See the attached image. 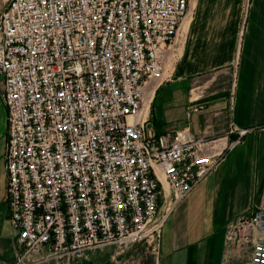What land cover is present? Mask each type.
Instances as JSON below:
<instances>
[{"label": "built area", "instance_id": "built-area-1", "mask_svg": "<svg viewBox=\"0 0 264 264\" xmlns=\"http://www.w3.org/2000/svg\"><path fill=\"white\" fill-rule=\"evenodd\" d=\"M192 2L11 0L0 13L16 264L117 245L159 254L170 215L215 165L207 146L237 143L153 128V101L172 76ZM235 228L264 232V210ZM250 264H264L263 243Z\"/></svg>", "mask_w": 264, "mask_h": 264}, {"label": "crops", "instance_id": "crops-1", "mask_svg": "<svg viewBox=\"0 0 264 264\" xmlns=\"http://www.w3.org/2000/svg\"><path fill=\"white\" fill-rule=\"evenodd\" d=\"M11 0H0V13ZM171 78L152 105L158 134L189 129L215 159L205 180L174 209L162 231L161 264H238L264 232L235 225L264 210V0H194ZM0 79V264L21 256L7 208L8 113ZM196 108L197 111H189ZM244 132L241 136L240 133ZM33 257L30 264H43ZM45 263V262H44Z\"/></svg>", "mask_w": 264, "mask_h": 264}, {"label": "rangeland", "instance_id": "rangeland-1", "mask_svg": "<svg viewBox=\"0 0 264 264\" xmlns=\"http://www.w3.org/2000/svg\"><path fill=\"white\" fill-rule=\"evenodd\" d=\"M20 250L23 252L21 248ZM157 258L158 254L153 251V245L141 244L133 247L117 245L90 251L78 260L51 257L43 264H161V259ZM247 260L238 259V264H247Z\"/></svg>", "mask_w": 264, "mask_h": 264}, {"label": "bare ground", "instance_id": "bare-ground-1", "mask_svg": "<svg viewBox=\"0 0 264 264\" xmlns=\"http://www.w3.org/2000/svg\"><path fill=\"white\" fill-rule=\"evenodd\" d=\"M193 1H194V0H193ZM191 13H192V11H191ZM191 13H190V14H191Z\"/></svg>", "mask_w": 264, "mask_h": 264}]
</instances>
